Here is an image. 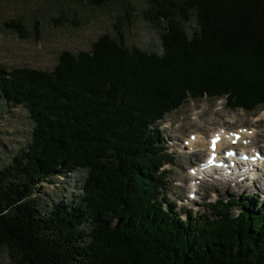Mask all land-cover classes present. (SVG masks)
I'll list each match as a JSON object with an SVG mask.
<instances>
[{
    "label": "trees",
    "instance_id": "trees-1",
    "mask_svg": "<svg viewBox=\"0 0 264 264\" xmlns=\"http://www.w3.org/2000/svg\"><path fill=\"white\" fill-rule=\"evenodd\" d=\"M145 3L161 53L104 33L89 50H63L50 71L0 67L2 103L32 123L0 167V247L11 264H264V202L218 198L208 215L182 219L166 196L162 166L173 156L157 126L204 96L264 108V0ZM4 26L29 34L18 19ZM74 170L78 196L44 204L35 195Z\"/></svg>",
    "mask_w": 264,
    "mask_h": 264
},
{
    "label": "rangeland",
    "instance_id": "rangeland-1",
    "mask_svg": "<svg viewBox=\"0 0 264 264\" xmlns=\"http://www.w3.org/2000/svg\"><path fill=\"white\" fill-rule=\"evenodd\" d=\"M145 10V0H110L102 6H93L87 0H0V67L50 71L63 50L74 54L89 50L104 33L112 36L120 33L129 47L161 53L159 27L145 15ZM10 19L24 23L29 34L20 36L5 27L4 23ZM193 26L194 20L187 22L186 31L190 33ZM157 126L162 130V144L171 145L165 147L173 156L172 163L162 166L169 173L166 196L182 218L188 217L186 210L196 218L208 215L209 202L217 198L226 201L232 196H253L258 202L264 200V183L257 182L253 187L240 178L197 180L188 173L189 167L206 157L208 136L217 130L229 133L246 127L250 136L247 143L264 149V108L229 109L224 97L204 96L186 101L158 120ZM31 128L30 117L23 107L5 105L0 99V167L27 144ZM191 134L201 136L193 151L185 142H189ZM82 178L80 170L58 174L49 182H41L35 195L44 204L59 199L70 201L81 194ZM261 184L263 189L259 190ZM190 190L195 199L187 198ZM237 209L240 208L235 205L233 210ZM0 264H11L8 250L3 247Z\"/></svg>",
    "mask_w": 264,
    "mask_h": 264
},
{
    "label": "bare ground",
    "instance_id": "bare-ground-1",
    "mask_svg": "<svg viewBox=\"0 0 264 264\" xmlns=\"http://www.w3.org/2000/svg\"><path fill=\"white\" fill-rule=\"evenodd\" d=\"M237 119V118H236ZM256 121V120H255ZM229 122V121H228ZM219 125V124H218ZM230 127V126H229ZM253 131V130H252ZM161 135V134H160ZM204 137V136H203ZM202 137V138H203ZM200 139H201V136H197V138H196V136H195V138L193 139V140H190L189 141V145H190V147L191 148H193L194 146V144H196L197 142H199L200 141ZM227 140H228V142L230 143V141H232V135L231 136H228V138H227ZM242 141H244V137L243 136H240V138H239V140L238 141H235L237 144L238 143H241ZM251 141V140H250ZM256 141V140H255ZM249 142V141H248ZM222 143V142H221ZM221 143H219V146H221ZM168 145V144H167ZM203 145V144H202ZM171 146V145H170ZM246 148H252V146H248V145H245L244 147H241L240 149H246ZM203 149V148H202ZM170 151V150H169ZM173 153H175V152H173ZM194 153H199V152H194ZM263 164H264V161L262 162ZM199 172H201V170H199V171H197L196 173H199ZM169 174V173H168ZM251 176L252 177H254V176H257V178L258 179H260L262 176L261 175H258V174H256V173H252L251 174ZM195 179H196V177H194ZM191 179V178H190ZM193 180V179H192ZM237 181V180H236ZM194 189V188H193ZM196 189V188H195ZM191 191V190H190ZM189 191V193H191ZM198 191V190H197ZM194 192V191H193ZM190 198V197H189ZM188 198V199H189ZM191 198H193V199H195L196 197L195 196H193V197H191ZM262 203H263V201H262ZM172 204V203H171ZM173 206V205H172ZM174 207V206H173Z\"/></svg>",
    "mask_w": 264,
    "mask_h": 264
}]
</instances>
